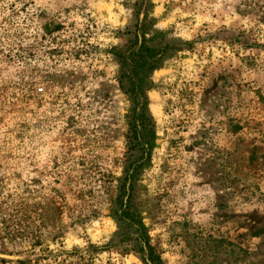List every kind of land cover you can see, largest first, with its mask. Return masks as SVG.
I'll return each instance as SVG.
<instances>
[{
    "label": "rangeland",
    "instance_id": "rangeland-1",
    "mask_svg": "<svg viewBox=\"0 0 264 264\" xmlns=\"http://www.w3.org/2000/svg\"><path fill=\"white\" fill-rule=\"evenodd\" d=\"M122 201L164 264H264V0H0V264H146Z\"/></svg>",
    "mask_w": 264,
    "mask_h": 264
},
{
    "label": "trees",
    "instance_id": "trees-1",
    "mask_svg": "<svg viewBox=\"0 0 264 264\" xmlns=\"http://www.w3.org/2000/svg\"><path fill=\"white\" fill-rule=\"evenodd\" d=\"M53 27L55 28L56 26ZM45 29L47 28L45 27ZM145 34L146 32L142 34L144 38L142 42H140V37L137 33L126 54H117L122 62L121 81H119L120 89L131 103L130 112L133 117L132 127L135 131V135H133L131 140L133 139L136 146L140 144L139 128L147 132V136L150 138L153 134L152 123L148 111V101L145 97L146 90H150L152 87H148L146 83H143V79L140 76V68L145 60L161 54V50L148 45ZM150 140L152 142V139ZM148 149H151V144ZM135 180L136 172L135 174H128L124 181V190L129 189L133 191ZM129 199H131L130 194ZM120 203L121 210L118 213L116 212L115 215L120 222L130 224L136 232V235L131 239L135 252L144 257L143 259L146 264H164L161 256L156 253V249L152 246L147 229L139 214L132 210L130 205L125 206L123 201Z\"/></svg>",
    "mask_w": 264,
    "mask_h": 264
}]
</instances>
